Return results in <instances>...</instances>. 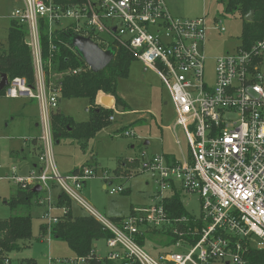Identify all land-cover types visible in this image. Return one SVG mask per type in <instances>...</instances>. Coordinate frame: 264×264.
<instances>
[{
	"label": "built area",
	"instance_id": "1",
	"mask_svg": "<svg viewBox=\"0 0 264 264\" xmlns=\"http://www.w3.org/2000/svg\"><path fill=\"white\" fill-rule=\"evenodd\" d=\"M9 17L25 30L33 83L14 76L3 95L36 100L42 147V167L35 169L39 173L22 178L13 168L11 178L22 189L45 192L36 202L43 208L49 237L52 225L69 212L68 206L51 200L56 184L112 233L105 239L108 251L95 254L98 259L124 264H248L244 254L249 247L264 249V38L249 49L239 44L233 52L216 56L214 77L208 82L206 16H171L162 0H13ZM215 28L224 30L221 25ZM63 33L88 36L103 49L124 48L145 69H152L174 106L172 127L180 126L187 139V148L179 146L178 157L139 151L140 170L149 173L155 190L148 205L134 206L115 221L96 212L81 196L96 167L83 165L63 175L54 163L51 113L58 110L60 89L47 80L46 66L61 45L70 47ZM130 134L129 129L123 131ZM102 178L109 194L125 191L122 185L113 186V177ZM175 192L184 208L182 196L190 200L197 195L199 213L185 208V213L172 215L165 202ZM147 235L165 237L155 255L144 249ZM91 257H49L48 264H84Z\"/></svg>",
	"mask_w": 264,
	"mask_h": 264
},
{
	"label": "rangeland",
	"instance_id": "2",
	"mask_svg": "<svg viewBox=\"0 0 264 264\" xmlns=\"http://www.w3.org/2000/svg\"><path fill=\"white\" fill-rule=\"evenodd\" d=\"M162 1L171 16L186 19L206 16L209 27L204 47V78L208 82L212 81L215 57L233 52L240 44L243 20L240 13L226 12L224 4L218 0ZM12 6L13 0H0V46L3 48L7 47V29L12 21L9 17ZM215 25L223 26L224 30L215 28ZM144 68L137 59L130 62L127 76L118 80L116 89L117 96L127 106L124 110L110 108L113 110L110 115L113 119L109 118L110 121L105 126L92 135L80 138L65 136L52 144L54 163L60 174L66 175L73 168L83 165L96 167V175L85 181L80 193L96 212L108 219L126 216L131 207L150 203L155 186L149 173L140 170L143 160L138 157L140 150L143 149L148 155L166 153L178 157L179 146L182 149L187 148V139L182 128L172 127L175 109L166 87L152 69ZM261 71L264 74V53ZM102 95L106 94L99 93L97 103ZM58 97V110L65 116L72 118L75 123L90 120V103L87 98ZM38 114L36 100L10 98L0 94V218L9 216L10 209L5 202L17 191V183L11 178L13 168L16 175L25 178L32 171L39 173L35 169L42 167ZM125 129L131 131L129 136L123 135ZM69 132L65 130L64 134L68 135ZM32 139L36 142L32 143ZM104 174L113 177V186L122 185L128 191L109 194L103 187ZM58 194V190L51 189L53 202ZM43 195L45 192L38 191L31 201L32 239L21 251L11 253V260L6 264H16L22 256L34 258L36 264H48V256L56 259L74 255L60 238L46 234L38 239L42 209L37 206L36 201ZM188 197L182 196L186 210L193 214L199 213L198 196L193 195L190 200ZM72 203L69 212L84 213ZM164 241L163 236L147 235L144 249L155 255L163 248ZM92 247L98 256H104L108 251L104 238L93 240Z\"/></svg>",
	"mask_w": 264,
	"mask_h": 264
},
{
	"label": "trees",
	"instance_id": "3",
	"mask_svg": "<svg viewBox=\"0 0 264 264\" xmlns=\"http://www.w3.org/2000/svg\"><path fill=\"white\" fill-rule=\"evenodd\" d=\"M224 4L226 12L238 11L242 17V30L240 45L249 49L255 42L264 38V0H218ZM253 11L252 19L245 20V15ZM25 30L23 26L11 21L7 29V47L0 46V77L6 73L8 80L14 76L25 77L28 83H33V66L30 50L24 41ZM68 41L69 34H62ZM45 46V45H44ZM112 61L101 71L93 72L78 56L72 47L61 45L52 55L49 68L46 66V77L52 85L59 87L61 97H84L90 103V120L84 123H75L72 118L65 116L59 110L51 113V132L54 142L61 137L80 138L92 135L110 121L113 110L97 103L99 93L110 95L116 105H121L124 110L127 104L116 94L117 83L120 78L126 77L130 62L135 60L132 53L124 48L114 49ZM44 57L47 48L44 47ZM46 54V55H45ZM87 66V67H86ZM4 89L0 91L3 94ZM65 130H69L65 135ZM126 130V129H125ZM32 143L36 140L32 139ZM79 168H73L75 172ZM70 172V173H71ZM127 178V177H126ZM128 191V188L125 189ZM36 192L30 187L22 189L17 186V191L6 202L10 209L8 217L0 218V264L10 261L13 252L25 248L32 239L31 230V201ZM58 204L71 206V201L62 192L58 194ZM172 215L185 213L180 194L175 192L165 202ZM112 217L111 220H118ZM41 236L46 233L45 226L39 225ZM52 235L66 242L75 256L87 257L84 264H124L106 258L98 259L92 247V241L108 239L112 233L105 229L93 216L87 213L73 214L69 212L52 225ZM248 264H264V249L249 247L244 254ZM16 264H36L32 257H21Z\"/></svg>",
	"mask_w": 264,
	"mask_h": 264
},
{
	"label": "water",
	"instance_id": "4",
	"mask_svg": "<svg viewBox=\"0 0 264 264\" xmlns=\"http://www.w3.org/2000/svg\"><path fill=\"white\" fill-rule=\"evenodd\" d=\"M253 11L250 10L245 15V20L252 19ZM68 44L72 47L78 56L84 61L88 68L93 72H99L104 69L113 59L115 51L108 47L101 48L96 42L88 36L69 35ZM8 81L6 73H2L0 77V91L6 86ZM99 103L107 108H117L122 110L121 105H116L115 100L110 95H102L99 98ZM58 142V141H56ZM147 142H145L146 144ZM39 188H32V191L37 192Z\"/></svg>",
	"mask_w": 264,
	"mask_h": 264
},
{
	"label": "crops",
	"instance_id": "5",
	"mask_svg": "<svg viewBox=\"0 0 264 264\" xmlns=\"http://www.w3.org/2000/svg\"><path fill=\"white\" fill-rule=\"evenodd\" d=\"M145 69V68H144ZM100 98V97H99ZM97 101V100H96ZM147 144V143H146ZM33 167H35V164L33 165ZM71 172V171H70ZM53 188H54V190H58L59 191V193H61L60 191V188L56 185V184H53ZM57 204H58V195H57ZM37 204V203H36ZM58 205H61V204H58ZM72 205H76V207L77 208H79L80 210H81V212H85V210L82 208V207H80L79 205H77L76 203H72ZM37 206H39L42 210H41V212H40V214L42 215V211H43V208H42V206H40V205H38L37 204ZM71 208V207H70ZM70 208H69V210H70ZM132 208V207H131ZM72 210H73V208H72ZM56 211H59V210H55L54 212H56ZM130 211H131V209H130ZM129 211V212H130ZM60 212V211H59ZM86 213V212H85ZM56 214H59V213H56ZM41 215H40V217H41ZM67 217V216H66ZM41 223H40V225H44V223H43V219H42V217H41ZM47 233H44V235H42L41 236V234H40V231H39V233H38V235H39V237H38V239L39 238H41L42 239V237L43 236H45ZM52 236V235H51ZM75 255H73V256H71V257H74ZM10 257V260H11V255L9 256ZM23 257V256H22ZM26 257V256H25ZM50 256H48V258H49ZM56 258H70V257H56Z\"/></svg>",
	"mask_w": 264,
	"mask_h": 264
}]
</instances>
